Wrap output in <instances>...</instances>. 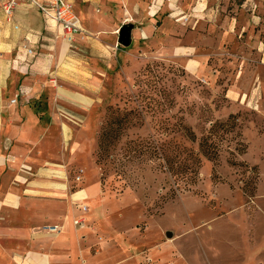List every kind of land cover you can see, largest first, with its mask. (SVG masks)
Here are the masks:
<instances>
[{
  "label": "rangeland",
  "instance_id": "obj_1",
  "mask_svg": "<svg viewBox=\"0 0 264 264\" xmlns=\"http://www.w3.org/2000/svg\"><path fill=\"white\" fill-rule=\"evenodd\" d=\"M223 4L230 18L243 11L264 20V0ZM80 13L77 6L79 19ZM80 20L82 35L69 47L79 70L68 78L76 77L86 87L80 91L97 94V101L53 112L44 109V100L35 101L40 121L83 120L80 126L69 124L81 145L53 150L68 165L70 194L80 170L84 177L77 185L98 192L90 201L92 222H73L85 232L66 264H264V122L241 97L231 96L238 69L235 61L229 63L233 56L203 61L206 53L199 48L197 70L174 56L177 44L192 47L205 32L189 18L176 29L161 14L162 53L138 44L133 30L139 24L94 29L89 19ZM125 25L133 27L129 47L111 38ZM126 115L130 124L124 125L116 161L105 174L97 163L100 133L107 116ZM133 141L141 147L129 154ZM162 146L166 156L155 152ZM192 151L201 162L196 184L174 194L176 173L192 163ZM119 169L123 176H117Z\"/></svg>",
  "mask_w": 264,
  "mask_h": 264
},
{
  "label": "crops",
  "instance_id": "obj_2",
  "mask_svg": "<svg viewBox=\"0 0 264 264\" xmlns=\"http://www.w3.org/2000/svg\"><path fill=\"white\" fill-rule=\"evenodd\" d=\"M6 1L0 0V263L66 264L85 232L73 224L82 216L77 204L89 207V224L95 216L90 201L97 199L98 192L72 181L76 191L70 194L68 165L53 150L60 144L65 151L78 148L80 140L74 141L76 134L69 124L80 126L83 120H50L47 116L40 121L35 101L44 100V109L53 112L65 106L88 108L97 101V94L81 92L86 87L76 77L68 78V72L77 75L79 66L58 26L47 23L37 8L27 4L9 18L3 6ZM224 2L77 0L75 4L76 13L77 6L81 9L80 19H89L94 29L139 24L133 30L138 44L141 40L146 49L154 46L157 53L165 50V37L157 30L161 14L176 29L183 18L201 22L205 32L192 47L177 44L172 49L174 56L186 59L196 70L202 62L196 57L199 48L206 53L203 61L210 57L216 63L233 56L229 63L235 65V61L238 69L231 96L241 97V103L257 111L264 122V20L243 11L230 18L231 14L224 13ZM26 45L35 57L23 49ZM47 226H60L62 232L51 233Z\"/></svg>",
  "mask_w": 264,
  "mask_h": 264
},
{
  "label": "built area",
  "instance_id": "obj_3",
  "mask_svg": "<svg viewBox=\"0 0 264 264\" xmlns=\"http://www.w3.org/2000/svg\"><path fill=\"white\" fill-rule=\"evenodd\" d=\"M76 1L77 0H8L3 6L5 13L10 16L21 5H32L42 13L47 23L57 25L59 28V34L62 39L68 45L73 46L77 39L82 35L81 20L76 13ZM16 28H18L16 26ZM23 49L27 51L30 57H35L34 50L29 46H23ZM13 100L12 103L16 102ZM84 171L80 170L75 175V183L78 184L83 181ZM77 207L81 210L82 216L75 219L74 224L84 225L87 222V214L89 207L86 204H77ZM46 230L51 233H60V226H47Z\"/></svg>",
  "mask_w": 264,
  "mask_h": 264
},
{
  "label": "trees",
  "instance_id": "obj_4",
  "mask_svg": "<svg viewBox=\"0 0 264 264\" xmlns=\"http://www.w3.org/2000/svg\"><path fill=\"white\" fill-rule=\"evenodd\" d=\"M130 116L126 115V118H118V116H107L106 122L104 125V128L102 129L100 136H99V145L98 150L96 152L97 154V163L98 165L103 166L104 173L107 174V172L110 171L111 165L114 164L116 161L117 156V147L120 143V140L122 139V131L124 129V125L130 124ZM193 136V135H192ZM197 139L196 136L192 137V141L195 142ZM207 141V140H206ZM204 145H202L203 147ZM141 145H139L138 141H133L130 143V146H128V150L126 151L129 154L135 153L139 151ZM155 152L157 155H165L166 152V146H162L160 148H155ZM188 151V150H187ZM191 160L192 163L184 164V167L179 173H176V182L175 185H179L177 188L173 190L174 194L177 192H181L182 190H191L192 186L196 184V179L199 174V165H200V159L198 157V154H195L193 151L191 152ZM207 157L214 156L212 153L207 152L205 153ZM173 170L175 169L173 164H170ZM186 167V168H185ZM118 169V168H117ZM123 173L125 171H120V169L117 172V176H123Z\"/></svg>",
  "mask_w": 264,
  "mask_h": 264
},
{
  "label": "water",
  "instance_id": "obj_5",
  "mask_svg": "<svg viewBox=\"0 0 264 264\" xmlns=\"http://www.w3.org/2000/svg\"><path fill=\"white\" fill-rule=\"evenodd\" d=\"M132 28V25H125L119 31V42L125 47H129L132 43Z\"/></svg>",
  "mask_w": 264,
  "mask_h": 264
}]
</instances>
